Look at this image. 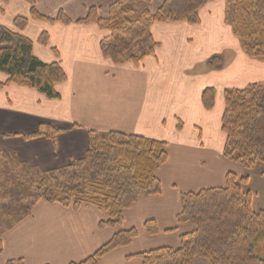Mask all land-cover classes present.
<instances>
[{"label": "crops", "instance_id": "crops-1", "mask_svg": "<svg viewBox=\"0 0 264 264\" xmlns=\"http://www.w3.org/2000/svg\"><path fill=\"white\" fill-rule=\"evenodd\" d=\"M115 1L35 0L43 16L56 18L63 12L72 20L68 24L33 18L27 0L0 1V27L30 38L34 54L46 63L60 61L67 75L56 84L57 99L22 85L0 87V149L32 166L51 170L85 157L92 131L153 138L167 144L168 161L156 173L162 191L141 197L125 210L119 228H101L108 216L96 206L75 209L40 201L30 216L4 233L0 264L18 259L24 264L80 262L117 231L131 228L137 229L138 237L107 253L98 264H142L135 255L163 246L178 247L180 236L193 229L177 220L183 193L223 187L229 173L248 175V184L256 175L254 169L248 171L223 155L225 89L264 81V60L245 54L228 20L230 0L205 4L196 25L152 23L148 40L158 46L152 52L147 46L139 66L132 62L116 65L104 57L100 43L109 31L96 23L77 22L91 7L107 17ZM163 2L152 0L148 7L156 11ZM18 16L28 19L26 28H17ZM43 33L47 44L40 42ZM214 55L222 57L215 68L208 63ZM7 79L0 72V82ZM207 87L216 89L211 109L204 107L201 98ZM41 123L62 132L55 139L26 136ZM260 179L264 181V175ZM148 220L156 221V234L146 231ZM194 264L211 263L198 258Z\"/></svg>", "mask_w": 264, "mask_h": 264}, {"label": "trees", "instance_id": "trees-1", "mask_svg": "<svg viewBox=\"0 0 264 264\" xmlns=\"http://www.w3.org/2000/svg\"><path fill=\"white\" fill-rule=\"evenodd\" d=\"M27 1L35 19L72 22L63 12L56 18H47L38 11L35 0ZM136 1L146 6L133 18ZM151 1L117 0L110 6L107 17H101L98 8L91 7L87 16L77 22L96 23L109 31L100 43L104 57L116 65L132 62L139 66L147 53L136 55L131 50L136 41L150 38L152 23L199 24L200 9L212 0H164L156 11L148 8ZM228 20L245 54L264 60V0H234L232 10L228 8ZM15 25L24 29L28 19L18 16ZM47 41L43 33L40 42L47 44ZM33 45L25 35L0 27V72L8 76L0 87L22 85L57 99L60 94L56 84L67 78L66 72L60 61L46 63L39 59ZM157 46L158 43H153L148 52ZM221 59L214 55L208 63L215 68L220 66ZM201 98L205 108H213L216 89L205 88ZM224 103L223 155L248 171L264 165V81L225 89ZM60 132L62 129L41 123L26 136L55 139ZM166 147L164 141L137 134L92 131L85 157L51 170L17 159L6 160L0 149L4 161L3 167L0 166V254L4 249V233L30 216L40 201L75 209L96 206L108 216L100 223L101 228H119L125 210L141 197L161 193L162 184L156 173L168 161ZM248 182V175L238 177L229 173L223 187L183 193L177 220L191 224L193 229L180 236L178 247L163 246L135 256L142 264H194L198 258L208 259L211 264H264V251H257L258 239L264 232V209H253V193L244 189ZM145 228L149 234L158 232L155 220L146 221ZM137 237L136 228L119 230L85 260L69 264H98L107 253L130 245ZM7 264L24 261L9 260Z\"/></svg>", "mask_w": 264, "mask_h": 264}, {"label": "rangeland", "instance_id": "rangeland-1", "mask_svg": "<svg viewBox=\"0 0 264 264\" xmlns=\"http://www.w3.org/2000/svg\"><path fill=\"white\" fill-rule=\"evenodd\" d=\"M233 3H234V0H230V2H229L230 11L232 10ZM145 6L146 5L143 2L136 1L134 4V7L136 9V13L133 15V18H136L137 12L141 11V9H143V7H145ZM152 44H153V42H152ZM152 44H150V41L148 40V38L140 39L134 43V46L132 47L131 53L136 54V55H141L144 52H146L147 46L148 47H149V45L152 46ZM3 154H4V157L6 160H9V161L12 159L19 160L18 157H16L15 155H7L4 152H3ZM1 158H0V166L3 167L4 161ZM254 172L256 173L257 176L253 175L250 183L245 185L244 189L252 191L253 196H254L253 197L254 200L252 202V207L254 210L258 211V210L264 208V181L260 179V177L262 175H264V165L260 164L257 167H255L253 170V173ZM257 251L258 252L264 251V232L261 233V236L258 239Z\"/></svg>", "mask_w": 264, "mask_h": 264}]
</instances>
